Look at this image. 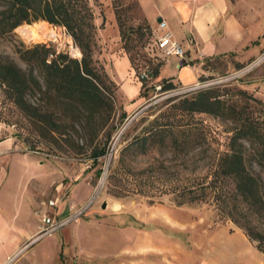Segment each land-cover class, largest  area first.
<instances>
[{"label":"rangeland","instance_id":"1","mask_svg":"<svg viewBox=\"0 0 264 264\" xmlns=\"http://www.w3.org/2000/svg\"><path fill=\"white\" fill-rule=\"evenodd\" d=\"M240 1L243 11L250 4L257 6L263 45L258 53L242 60H236L230 54L203 57L201 74L196 77L191 71L184 73L188 80L196 78L194 82L197 81V87H242L264 100V0ZM87 3L93 9L97 32L100 28L107 46L114 47L116 51L121 49L131 57L132 73L128 72L126 56L111 64L107 58V47L98 33L93 56L114 78L113 81L118 82L119 89L117 83L116 87H111L114 106L107 124H113V128L107 139L98 133L97 141L103 144L105 150L94 161L90 158L89 145L79 124L75 123L67 134L64 132L54 137L38 135L33 131L31 122L8 101H4V108L0 106V142L5 138L8 140L5 141V154H0L3 160L0 173L6 171V177L0 184V206L7 211L16 209L19 227L24 223L30 226L38 220L35 232L24 238L14 255L2 264H9L19 255L14 264L29 260L31 264H183L182 261L189 259H192L190 264H194L204 256L208 233L213 227L224 225L232 229L234 226L242 231L231 219L218 213L212 200L176 204L171 192L163 191L176 181L182 183L184 179L189 180L204 173L207 170V157L195 149L181 157H173L169 147L164 146L149 153L130 156L129 161L136 170L156 164L165 170L160 175L164 180H160L159 176L153 177L151 182L141 184L143 191L139 193L134 192L135 189L119 196L109 193L106 176L122 144L140 133L142 125L152 116L160 114L165 117L174 111L172 105L197 87L189 89L194 82L184 84L177 81L180 57L176 56H173V60L167 56L159 69L160 75L173 77L172 87L156 88L154 84L161 85V81L153 76L140 86L137 72L147 61L144 57L159 52L153 42L155 30L151 29L148 33L144 28L136 29L140 24H149L141 16L138 1L87 0ZM114 5L121 27L130 29L123 39L119 35L116 44ZM101 16L104 17V24H100ZM31 22H21L10 32L0 35L2 56L25 67L15 48L36 41L47 42L56 50H66L74 57L80 55L78 47L72 43L71 36L62 25L47 21L48 27H53L55 31L53 36L31 38L20 29L21 25L34 23ZM135 77L137 79L133 80ZM126 100L130 105L125 106ZM190 117L193 121H201L205 131V139L199 140V146L208 145V153L211 148H225L229 134L228 120L203 112L191 113ZM2 146L4 144L0 143V148ZM151 174L158 173L153 169ZM31 191L32 195H38V205L34 208L38 214L36 220L28 209ZM90 197L92 201L79 212L78 208ZM102 202L104 206H101ZM44 213L60 222L50 232L40 231L44 225L40 218Z\"/></svg>","mask_w":264,"mask_h":264},{"label":"trees","instance_id":"2","mask_svg":"<svg viewBox=\"0 0 264 264\" xmlns=\"http://www.w3.org/2000/svg\"><path fill=\"white\" fill-rule=\"evenodd\" d=\"M113 14L123 39L130 29L121 27L116 5ZM37 20L62 25L80 55L71 56L40 41L15 48L25 67L0 54V106L4 108V101H8L31 122L38 135L67 134L75 123L79 124L94 161L105 150L97 141L98 133L107 139L113 128L107 123L114 106L111 87L116 83L93 56L99 35L93 9L87 0H0V35L21 22ZM137 28L152 31L147 23ZM144 58L149 77H157L164 56L152 52ZM128 60L132 64L130 56ZM147 78L139 77L140 86ZM159 79L162 89L174 85L170 77ZM172 108L174 111L165 117L152 116L140 133L122 144L106 176L108 192L119 196L135 189L139 193L143 191L141 184L151 182L153 177L165 179L160 176L165 170L158 164L136 170L130 156L160 146L169 147L173 157L195 149L207 157V170L162 190L170 191L176 204L212 200L218 213L231 219L263 252L264 262V100L242 87L209 85L181 96ZM194 112L228 120L224 149L211 148L208 153V145L199 146L205 131L201 121L190 117ZM153 169L158 174L152 175Z\"/></svg>","mask_w":264,"mask_h":264},{"label":"crops","instance_id":"3","mask_svg":"<svg viewBox=\"0 0 264 264\" xmlns=\"http://www.w3.org/2000/svg\"><path fill=\"white\" fill-rule=\"evenodd\" d=\"M136 1H138L141 16L151 25V29L157 32V17L165 19L167 27L182 46L183 56H179L180 58L173 54L164 55V59L167 56L169 60H173V56L180 59L176 75L177 81L181 83L191 84L196 79L188 80L184 72L191 71L195 73L196 77L201 74L203 71L201 67L203 57L230 54L236 60H242L253 54L256 55L263 46L256 5L250 4V7L243 11L240 0ZM115 31L116 44L119 40L117 27ZM98 33L101 36L100 40L107 47V58L110 59L111 64L120 57L126 56L128 72L132 73L126 53L121 49L116 51L113 50L114 47L109 48L103 39L100 28ZM183 63L186 64L183 65ZM160 66L157 77L166 76L173 81L172 76L159 74ZM135 79L137 78L135 77L133 80ZM116 83L119 89V84ZM124 104L125 106L130 105V102L126 100ZM5 141L8 140L5 138L0 142L4 144L0 148V154H5L7 143ZM2 161L0 159V164ZM4 171L0 173V184L6 177V171ZM27 203L30 213L35 216L36 220L38 214L34 208L38 205V195L30 196ZM17 214L16 209L7 211L0 206V264L8 261L14 255L23 239L33 234L38 225L37 220L30 226L24 223L22 227H19L16 223ZM208 234V245L205 247L204 256L199 257L194 264H264L261 250L255 247L248 236L239 228L233 226L232 229H227L224 225H218L213 227ZM18 257L14 258L9 264H14ZM190 261L192 259L182 261V263L190 264ZM23 264H31V261H26Z\"/></svg>","mask_w":264,"mask_h":264},{"label":"built area","instance_id":"4","mask_svg":"<svg viewBox=\"0 0 264 264\" xmlns=\"http://www.w3.org/2000/svg\"><path fill=\"white\" fill-rule=\"evenodd\" d=\"M156 30L157 32L154 35V45L156 48L159 50V52L164 56L168 54H173L176 56H183V48L182 46L176 41L174 38V35L172 31L167 27L165 19H160L157 20L156 22ZM258 56H256L257 58ZM149 68L148 65L142 66L138 69L137 74L139 77H149L148 74ZM198 83L197 81L194 82V84L190 85L188 88L189 89H194V87H197ZM154 86L156 88L160 87L159 83H155ZM92 201V198H88L84 204L81 205L79 212L81 209L85 206H87L90 202ZM52 202V200H51ZM50 202V203H51ZM41 221L44 224L42 229L40 230L41 232H50L52 229H54L57 225H59L60 222H57L53 216H49L47 214H43L41 216Z\"/></svg>","mask_w":264,"mask_h":264},{"label":"bare ground","instance_id":"5","mask_svg":"<svg viewBox=\"0 0 264 264\" xmlns=\"http://www.w3.org/2000/svg\"><path fill=\"white\" fill-rule=\"evenodd\" d=\"M53 28V27H52ZM51 27H48V22L45 20H37L36 22L32 24H24L21 25L20 29L23 31L24 34H28L31 38H38L46 35H52L53 36V29ZM57 35V34H56ZM27 36V35H25ZM29 38V39H31ZM43 39V38H42ZM75 53L76 50L74 49ZM115 208V207H114Z\"/></svg>","mask_w":264,"mask_h":264},{"label":"water","instance_id":"6","mask_svg":"<svg viewBox=\"0 0 264 264\" xmlns=\"http://www.w3.org/2000/svg\"><path fill=\"white\" fill-rule=\"evenodd\" d=\"M161 17H157V20H160ZM101 206H104V202L101 203Z\"/></svg>","mask_w":264,"mask_h":264}]
</instances>
